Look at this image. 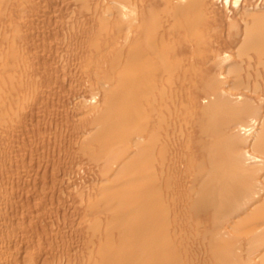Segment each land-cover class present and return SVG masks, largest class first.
Instances as JSON below:
<instances>
[{
    "label": "bare ground",
    "instance_id": "6f19581e",
    "mask_svg": "<svg viewBox=\"0 0 264 264\" xmlns=\"http://www.w3.org/2000/svg\"><path fill=\"white\" fill-rule=\"evenodd\" d=\"M0 264H264V0H0Z\"/></svg>",
    "mask_w": 264,
    "mask_h": 264
}]
</instances>
